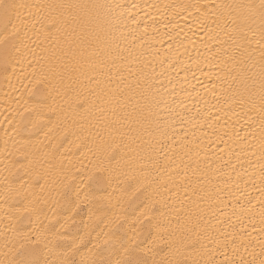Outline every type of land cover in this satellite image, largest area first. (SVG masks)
Masks as SVG:
<instances>
[{
	"label": "bare ground",
	"instance_id": "bare-ground-1",
	"mask_svg": "<svg viewBox=\"0 0 264 264\" xmlns=\"http://www.w3.org/2000/svg\"><path fill=\"white\" fill-rule=\"evenodd\" d=\"M5 2L0 264H264L262 0Z\"/></svg>",
	"mask_w": 264,
	"mask_h": 264
},
{
	"label": "snow or ice",
	"instance_id": "snow-or-ice-1",
	"mask_svg": "<svg viewBox=\"0 0 264 264\" xmlns=\"http://www.w3.org/2000/svg\"><path fill=\"white\" fill-rule=\"evenodd\" d=\"M25 7V5H16V4H9L6 3L5 0H0V21L4 22L5 24V29H7L8 25L11 23V17L13 14L16 15L17 19L20 18V12L19 9ZM68 7H81L80 5H69ZM262 15H264V0H262ZM13 28H15V25H12ZM43 84V80L37 78L36 79V84L32 86V89H30V94L33 90L36 89L37 85H41ZM262 87H264V82H262ZM26 111H28V109H26ZM144 220H151V216L146 212L145 214H143V219L140 220V223H143ZM27 235V234H25ZM31 243L33 245H39L41 243H44L47 240V235L42 233L41 235L37 236L35 240H31V237H27ZM105 243H107V241H105ZM24 246L21 245V248H23ZM45 247H47V244L45 243ZM37 253V249L34 247L31 250V255L33 257H35ZM18 264H39V261L32 258V259H23L21 261L18 262ZM62 264H69V262L64 261L62 262ZM81 264H84L83 261H81ZM91 264H96L95 261H92ZM102 264H111V262H102ZM123 264H145V262L141 261V260H136V259H127L123 262ZM179 264V262H178Z\"/></svg>",
	"mask_w": 264,
	"mask_h": 264
}]
</instances>
